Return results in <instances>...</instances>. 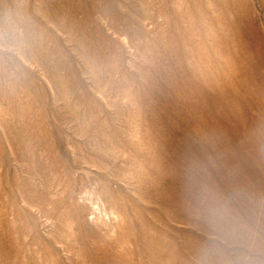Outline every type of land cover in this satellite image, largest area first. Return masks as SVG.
Masks as SVG:
<instances>
[{
	"label": "rangeland",
	"instance_id": "rangeland-1",
	"mask_svg": "<svg viewBox=\"0 0 264 264\" xmlns=\"http://www.w3.org/2000/svg\"><path fill=\"white\" fill-rule=\"evenodd\" d=\"M0 36V264H264V0H0Z\"/></svg>",
	"mask_w": 264,
	"mask_h": 264
},
{
	"label": "bare ground",
	"instance_id": "bare-ground-1",
	"mask_svg": "<svg viewBox=\"0 0 264 264\" xmlns=\"http://www.w3.org/2000/svg\"><path fill=\"white\" fill-rule=\"evenodd\" d=\"M10 5V4H9ZM66 9H68V8H66ZM60 11V10H59ZM1 37V36H0ZM242 37V36H241ZM212 50V49H211ZM198 55V54H197ZM181 57H183V56H181ZM1 61V60H0ZM258 73V72H257ZM226 74V73H225ZM231 74V73H230ZM196 91V90H195Z\"/></svg>",
	"mask_w": 264,
	"mask_h": 264
}]
</instances>
